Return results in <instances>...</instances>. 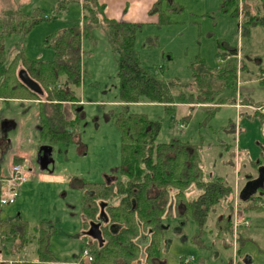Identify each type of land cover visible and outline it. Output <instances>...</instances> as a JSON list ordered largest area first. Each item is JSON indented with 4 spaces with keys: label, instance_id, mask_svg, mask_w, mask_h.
Here are the masks:
<instances>
[{
    "label": "rangeland",
    "instance_id": "rangeland-1",
    "mask_svg": "<svg viewBox=\"0 0 264 264\" xmlns=\"http://www.w3.org/2000/svg\"><path fill=\"white\" fill-rule=\"evenodd\" d=\"M80 3L79 0H0V10L18 8L29 14L33 9H43L46 18L35 24L25 35L5 37V64L19 51L35 60L52 59L53 51L45 47L44 41L48 35L60 29L81 23L83 10ZM242 3V0H163L162 9L170 22L161 27L158 24L154 27L142 26L135 36V48L149 69H158L159 74L166 80L180 78L186 86L192 79L189 64L195 58L201 57L210 68L217 69L226 64L218 56L219 50L225 52L230 48L238 49L240 63H244L246 68L242 72V67L238 66L240 72L239 76L237 73L236 88L232 89L230 86L224 89L223 98L226 99L223 101L228 100L225 106L220 104L219 108L210 109L207 104V108L195 107L191 110L176 103L175 107L178 108L174 118L165 115L161 105L151 102L131 105L133 112L164 119V131L170 128L174 132L173 137L179 136L182 140L201 144L198 154L203 177L207 178L208 173L221 176L231 188L226 200L219 201L217 211L222 213L221 217H225L230 203L233 210L232 205L238 202L234 183L237 181L236 171L239 169L241 187L245 184V175L253 173L248 165L249 161L259 157L261 152L264 154V123L259 116L253 115V111L259 112L253 109L256 105H250L248 111H239V107L235 108L234 105L235 101L241 102L245 98L264 103V27L252 26L248 36L241 34V21L244 16ZM245 9L251 14L263 13L259 0H249ZM220 41L223 43L222 47H219ZM163 51H166L164 58ZM116 58L117 55L108 41L107 26L100 19L91 28L89 35L82 37L81 56V73L84 76L81 87L95 79L99 88L87 84L82 97L85 101L83 127L71 145L54 147L50 154L52 160L46 167H41L37 161L42 146L37 128V104L30 102L23 107V104L4 102L0 107V117L13 119L17 124L16 128L9 131L0 128L2 175L7 176L11 171L14 155L25 159L22 166L26 172L27 184L20 200H17L19 203L16 205L18 207L15 214L20 212V217L30 226L42 219L57 221L58 231L52 237L51 244L54 255L60 262L72 264L81 251L82 240L79 237L84 235V229L79 221L81 194L77 180L84 178L87 181H104L103 176H111L113 169L118 166L116 156L119 154V131L112 122L104 121V114L107 113L108 117L110 113L117 112L120 104L100 108L88 103L115 102L118 94ZM94 74L96 76L92 78ZM105 85H109V89H105ZM260 110L264 111L263 108ZM95 117L99 119L94 122ZM181 122L188 123L184 131L185 137H182L183 130L179 129ZM238 126L241 132L238 131ZM165 134L162 132L163 139L159 136V140H166V135H169ZM226 136L230 137L233 166L223 164V147L229 145V140H226L228 143L225 145L219 143V140L226 139ZM207 146H212L210 152ZM219 169L224 172L221 173ZM72 177L75 179L72 180ZM200 192L192 187L186 190V195L188 198H195ZM226 201L230 203L226 204ZM247 214L246 218L250 223L248 227L241 226L244 225L242 216H235L236 221L231 224V238L227 234L217 233L214 228L217 217L215 214L209 215L206 227L209 247L206 249L196 248V245L189 242L193 224L188 221L189 226L185 232L187 242H179L172 237L173 241L164 250L167 264H179V258L183 255H194L196 262L197 258H201L207 264H224L229 259L232 264H239L235 240L237 235L246 239L240 249L241 258H249L251 264H264V223L258 221L259 217L264 220V210H252V213ZM164 218L167 220L170 216ZM220 221L219 225L225 226ZM229 239L233 243L232 247L224 244ZM192 262L196 263L194 259Z\"/></svg>",
    "mask_w": 264,
    "mask_h": 264
},
{
    "label": "trees",
    "instance_id": "trees-1",
    "mask_svg": "<svg viewBox=\"0 0 264 264\" xmlns=\"http://www.w3.org/2000/svg\"><path fill=\"white\" fill-rule=\"evenodd\" d=\"M82 5V20L79 24L69 25L47 36L44 41L45 47L51 48L53 58L50 60H35L28 58L23 51L17 52L14 57L5 64L6 54L4 50V39L11 35H25L35 24L44 17L43 9H33L31 13L26 14L20 9L0 10V98L19 99V100H39L38 102V126L39 139L41 142L52 143L71 142L73 134L79 128L77 120L78 113L66 112V103L68 101L78 100L77 91L81 86L82 71V37L89 35L91 28L101 19L108 29V41L115 51L117 58V77L118 94L115 101L119 102V110L110 113L108 118L123 135H134L138 137L139 142H143L139 149H148L147 137L154 139L163 128L164 119L159 117H150L144 113L131 111V105L139 102H151L164 107L165 115L176 117V103H186L189 109L195 107H208L210 109L219 108L223 101V91L226 88H236L237 65L235 58L238 55V49L230 48L225 52L219 50L218 56L225 60L230 57V61L225 65L215 69L210 68L206 61L201 58H195L190 64L191 82L186 86L182 84L180 78L166 80L159 74L158 69H149L139 57L135 48V36L140 30L141 23H129L108 19L103 15L104 5L100 0H79ZM249 0H242L241 34L248 36L250 27H264V0H259L263 13L251 14L245 9V4ZM244 4V7H243ZM159 11L158 25L169 23L160 2H155L149 12L151 14ZM225 11V10H224ZM220 46H223L220 41ZM24 68L28 75L38 82L43 88V94H37L30 91L17 77V70ZM162 67H160V71ZM61 82L62 87L49 90L48 85ZM191 85V86H190ZM58 101L60 103H57ZM245 104L258 107L262 104L253 102L250 98L243 99ZM68 106V105H67ZM254 116H259L263 121L264 114L253 111ZM261 115V116H260ZM169 148L170 168L167 164H162L159 169L153 173H145L146 177L154 180L157 186L165 187L170 185L173 189H178L179 196H182L186 206L187 214L192 218L194 231L191 236V244L196 248L206 249L209 244L206 241L208 231L206 229L209 220V211L211 206L221 200H226L231 188L221 178H214L213 181L202 180L203 173L201 160L198 154L201 144H193L188 140H174ZM126 142L123 144V150L129 148ZM162 149V148H160ZM231 156V153H229ZM21 157L14 156V163H21ZM185 160V164H184ZM123 172H127L125 169ZM128 187L123 183L109 184L106 187L98 184H91L85 181L86 185H91L96 189L94 197L84 196L82 198L81 212L84 221L95 219L98 212L97 197L106 194L113 196L116 193L130 194L132 183L128 181ZM202 190V193L195 198H188L186 190L192 186ZM147 184H144L146 187ZM103 188L106 192H99ZM145 190V188H144ZM146 195L140 194L137 198V208L140 207V218L145 224H152V220L157 213L152 207L153 203L146 200ZM97 198V199H96ZM258 198L256 201L253 199ZM230 203V202H228ZM130 203L126 201L120 207L119 216L112 217V220H119L125 223L130 219V228H124L118 234H114L109 228H102L103 243L99 245L93 240L91 248L88 247L92 259L82 260L81 264H152L150 262L154 256L157 237H154L153 243L147 246L146 257L142 258L140 247L136 243L138 232L132 220V211ZM232 210L231 203L229 207ZM242 217L252 210H264V195H253L249 201L242 202L240 205ZM6 211L0 208V245L5 255L16 257L21 255L23 247L33 246L35 255L39 261H55L51 249L52 237L58 231L57 221L40 220L39 223L30 226L26 220L17 215L6 214ZM128 216H126V214ZM114 216V215H113ZM149 219V220H148ZM218 228L221 234H227L231 238L232 228L231 220L222 217ZM156 223V227H157ZM229 227V229H228ZM226 228V229H225ZM156 229V228H155ZM237 235V234H236ZM225 241V245L232 247L233 243ZM238 263L243 264L244 258H241V246L245 243V238L241 235L236 237ZM9 245V248L7 247ZM145 250V251H146ZM159 255L158 252L155 253ZM230 260V259H229ZM224 264H232L228 261Z\"/></svg>",
    "mask_w": 264,
    "mask_h": 264
},
{
    "label": "flooded vegetation",
    "instance_id": "flooded-vegetation-1",
    "mask_svg": "<svg viewBox=\"0 0 264 264\" xmlns=\"http://www.w3.org/2000/svg\"><path fill=\"white\" fill-rule=\"evenodd\" d=\"M81 81H82V75H81ZM61 87H62L61 82L48 85L49 90L58 89ZM83 94H84V91L82 87L80 86L76 94L78 97V100L68 101L66 103L68 106L65 105L68 116H69V111L71 110L73 111V113H78L77 120L79 121L78 123L79 128H77V131L73 134L71 142H68V143L41 142V145L51 146V153L54 147L71 145L74 142L76 136L81 131L83 124H84L83 123V120H84L83 105L85 101L82 98ZM36 101L39 102V100H36ZM55 102L60 103L58 101H55ZM103 102L104 101H100V102L93 101V102H88V103L95 104L96 106H99L100 108H103V107L106 108L108 104L103 103ZM115 104H119V102H116ZM115 104H112V105L115 106ZM260 108H263L264 110V103H262V105L258 107H253L254 110H259V114H264V111H261ZM104 116L106 118L104 120L105 122H108V121L111 122L110 118L107 117V113L104 114ZM98 119L99 118L95 117L94 122L96 120L98 121ZM263 123H264V119H263ZM112 125L114 124L112 123ZM37 128L39 131L38 124H37ZM159 136L162 138L160 133L154 139L151 138L152 136L147 137L148 138L146 139L147 147H150V148L139 149V147L144 143L143 142L140 143L137 136L123 135L119 133V139H120L119 154L117 156L115 155L116 163H118V166L113 169V174L111 176H107V174H105L103 176L105 178L104 181L100 180V181H88V182H91V184L102 185L104 187H106L109 184L123 183L126 187H128L127 186L129 183L128 181L130 180L132 182L130 184L131 193L130 194L116 193L113 196H108L106 194H103L97 197L98 199L97 198L96 199H97V204H98V212H97L96 218L87 221V223L84 221V218L81 212L82 198L84 196H89L91 198L94 197L96 195V189L93 188L91 185H86L85 181L87 180L84 178L83 179L80 178L77 180L78 188L80 189V194H81L80 202H79V206H80V220L79 221H80L82 229H84L83 231L84 235L81 238L79 237V239H81L83 242L84 241L87 242L86 244H88L87 246L89 248H91L92 245H94L93 240L96 241L99 245H102L103 243V238H102V241L100 242L90 237L87 234V231H89L91 224L92 226L95 224H98V228L100 229V231H102V228L107 227L114 234H118L124 228H130V219H128V221H126L125 223H122L119 220H114V221L112 220V217L114 218L115 216L117 217L119 216L121 212L120 207L126 201L130 203L129 210L132 211V214H131V216L133 217L132 220L138 232V236L135 241L137 245L140 247L142 258H143V255H144V258L146 257L145 254L147 253V250H146L147 246H150L153 243L154 237H157L158 239V242L156 245L157 251H155V253L158 252L159 255L156 256L154 253V256H152L150 260L152 264H167V259L165 257L164 250H166L167 244L170 241H173L172 237L177 238L179 242H187V235H185V232L188 226V221H190L192 224L193 222L191 220L192 218L186 212V206H185L184 199L182 198V196L178 195L179 190L177 188L173 189L170 185L165 186V187L157 186L154 180L144 175L145 173H153V171L156 169H159L162 166V164H167V169L170 168L171 162L169 158H170V154L172 151L166 148H169L172 144L174 145V142H175L174 140L175 139L180 140V138L171 137V138H167L166 140L161 141L159 140ZM126 142H130V144H128L129 148L127 150H123L122 148L123 144ZM229 162L232 164L231 166H233L232 158ZM184 164H185V160H184ZM248 165L253 170V173L245 175V179H246L245 183L250 179H254L258 177L259 167L264 166L263 152L260 153L259 157L251 159ZM123 169H125L127 172H123L122 171ZM236 173H238L236 177L237 181H235L234 183H235V187L237 188L236 194H237L238 202L235 205L234 204L232 205L233 210L231 212H230V209H228L227 210L228 212L225 213V217H227V220H231L232 222L236 221L235 216H238V217L242 216L241 209H240V205L242 202L249 201L253 195L255 196L264 195V183H263V186L258 188L257 191L248 198V200L241 201L239 198V193H240L241 188L244 186V184L240 187L239 169L236 171ZM208 175L212 179L209 181H213L214 178L216 179L219 177V176H213L212 173L211 174L208 173ZM74 179L75 178L72 177V180ZM144 184H147V186L144 187ZM192 187L197 188L194 185ZM97 191H99L100 193L106 192V190L103 188H100ZM201 193H202V190L198 195H200ZM140 194L146 195L145 197L146 200L151 201L153 203L152 207L155 209L157 215L155 218H151V217L149 218L152 220V224L146 225L145 224L146 222L142 221V219L140 218L141 215H142V218L144 217L143 213L142 212L140 213L141 208L140 207L137 208V201H138L137 198L139 197ZM256 200H258V198L253 199L252 201L254 202ZM227 203L228 201H226V204ZM238 204H239V207H238ZM218 206H220L219 202L214 203L211 206V209L209 211V215L215 214L217 217L216 221L214 222V227H216L215 229L217 230V233H218L219 221L222 218L221 217L222 213L219 214L217 211V209L219 208ZM249 213H252V211ZM126 216L128 215L126 214ZM165 216H170V218L165 220L164 218ZM242 220H243L242 223L244 225H241V226L248 227L250 225L248 220L246 219H242ZM156 223L158 225L157 227H156ZM193 227L191 226L192 234L194 231L192 229ZM192 234L189 235L190 236L189 242H190ZM101 237H102V232H101ZM88 247H85V245L83 244L80 245L81 250L83 248H86L88 250L89 249ZM80 252L77 255V259H78L77 261L80 262L79 264H81L82 260H84V259H80ZM189 256H191L192 259H194L193 255H189ZM186 257L188 256H185V255L180 256L179 264H185ZM246 258L247 257L244 258V261L246 260ZM91 259H92V256L90 254L89 260ZM89 260L87 259V261ZM194 264H197V263H194Z\"/></svg>",
    "mask_w": 264,
    "mask_h": 264
},
{
    "label": "crops",
    "instance_id": "crops-1",
    "mask_svg": "<svg viewBox=\"0 0 264 264\" xmlns=\"http://www.w3.org/2000/svg\"><path fill=\"white\" fill-rule=\"evenodd\" d=\"M155 2H160V7H161V4H162V7H163V0H100V3L102 5H104L103 15L106 18H108V19H115V20H118V21L129 22V23H141L143 27H150V26L154 27V26H157V23H158V20H159V11H157V12H155L153 14H151L149 12V10L151 9V7L153 6V4ZM142 26H141V28H142ZM159 27H161V26H159ZM162 29H160V30H162ZM165 52L166 51H163L162 52L163 58L165 57L164 56V53ZM139 57H140V55H139ZM168 59H171V57L168 58ZM233 59L236 60V64H237V71H236V78H237V73H238V76H239V72H240V71H238V66H240V68L242 67V72H243V69H245L246 67H245L244 63H242V64L240 63L241 61H240V56L239 55H236L235 58H233ZM140 60L142 61L141 58H140ZM223 61L225 63L228 62V61H230V57H227ZM142 62L144 63V61H142ZM144 64H146V63H144ZM94 76H96V75L94 74L92 76V78H94ZM82 77H84V76H82ZM95 81L96 80L94 79L93 81H91L89 83L87 82V84L89 86L99 88V85H97L95 83ZM81 84H82V81H81ZM87 84L86 85H83V87H82L84 93L86 91ZM109 87H110L109 85H105L104 86L105 89H109ZM239 100H240V98H239ZM225 101L226 102L222 103L221 106H225L228 103V100H225ZM4 102H6V103L10 102V103H15V104H23V105H21L23 107L31 102L33 105L34 104H37V107H38V102L36 100H26V99L19 100V99H4V98H0V107H1L2 103H4ZM115 103H116V101L115 102H107L108 105H112V104H115ZM234 103H235L234 104L235 105V108L239 107V111L241 109H243V111H248L247 108L248 107H251L250 105L245 104L244 101H241V102H236L235 101ZM153 104H155V103H153ZM184 105L186 106V103H182L180 106H184ZM2 120L4 122L7 121V124H6L7 125L6 126L7 129L5 131H9V130H11L13 128H16V125L17 124H16L15 120L9 119L7 117L4 118V119H2ZM187 124L181 122V125H180L181 127H179V129H182L183 130L182 137H185L184 131L186 130L185 127H187ZM0 128H1V120H0ZM233 130L234 131L236 130V128L234 126H233ZM238 131L241 132L240 126H238ZM162 132L164 134L166 133V134H168L170 136L169 137V136H167L165 134L166 137H168V138H171L172 137L173 138L172 135H174V132L173 131H170V128L167 131H164V127H163L161 129V131H160V135H161ZM186 133H187V131H186ZM176 138H180L181 139V137H179V136H176ZM226 140H229V145H225V143H228ZM219 141H220L219 143H224L223 145H225V147H223L224 153H225V156H224V159L225 160L223 161V164H227V165L231 166L232 164L229 162L231 160V156H229V153H231L230 137H227L226 136V139L225 138L224 139H220ZM211 147L212 146H207L209 152L211 151ZM14 156H18V155H14ZM13 157H12V163H13ZM19 157L23 158L22 156H19ZM24 160H25L24 158L21 160V164L22 165H23V161ZM219 171L221 173L224 172L223 170H220V169H219ZM10 173H11V171L9 172V174L7 176H4V175H2V173L0 171V186L3 185L4 179L7 178V177H9ZM219 177H221V176H219ZM201 179L202 180H207V181L208 180H212L209 175H207V178H204L203 177V173L201 174ZM26 184L27 183L24 182L21 185H19V186L16 187V197H15V201L13 203H11L9 205H0V208L2 210L6 211L5 212L6 214L9 215L10 212H11L12 215H17V216L20 217V214H19L20 212L17 213V214H15V210L18 207L16 205L19 203V202H17V200L18 201L20 200L21 194L23 192V188H24V186ZM17 190H18V193H17ZM247 215L243 216V219L248 220L246 218ZM52 221H55V220H52ZM258 221H259V223H264V220H262L261 217H259V220ZM260 225H262V224H260ZM214 228H216V227H214ZM218 228H220V225L218 226ZM192 229L194 230V227ZM8 246L9 245L7 244V247L6 248H9ZM34 249L35 248L33 246H29V248L28 247H23L22 248V251H20L21 255L16 256V257H11L9 255H5L4 254V252L2 251V246L0 245V264H69V263H71V262H68L67 263L66 261H62V262L57 261L55 255H54V251H53V248H52V244H51V249H52V253H53L54 257H55V261H45V262H43V261L37 260V257L35 255V250ZM77 260L78 259L76 257L72 264H76V261ZM194 260L196 262V258L195 257H194ZM246 261L248 263H246ZM249 261H250V259L246 258L244 264H251V262L249 263ZM196 263L197 264H207L206 261L204 259H201V258H197V262Z\"/></svg>",
    "mask_w": 264,
    "mask_h": 264
},
{
    "label": "water",
    "instance_id": "water-1",
    "mask_svg": "<svg viewBox=\"0 0 264 264\" xmlns=\"http://www.w3.org/2000/svg\"><path fill=\"white\" fill-rule=\"evenodd\" d=\"M17 77L18 79L32 92L37 93V94H42L43 93V89L40 86V84L38 82H36L35 80H33L27 73V71L24 68H20L17 72ZM7 121H2L1 122V128L5 131ZM51 146L49 145H42L39 149L38 152V157H37V161L39 162V164L41 165V167H46L47 164L49 162H51ZM259 175L258 177L254 178V179H250L248 180L244 186L241 188L240 193H239V198L241 201H246L248 200V198L253 195L258 188L263 186L264 183V166L259 167ZM87 234L98 240V241H102V237H101V231L98 228V224H95L92 226H90L89 231H87ZM246 263H248L246 261ZM250 263V261H249Z\"/></svg>",
    "mask_w": 264,
    "mask_h": 264
},
{
    "label": "built area",
    "instance_id": "built-area-1",
    "mask_svg": "<svg viewBox=\"0 0 264 264\" xmlns=\"http://www.w3.org/2000/svg\"><path fill=\"white\" fill-rule=\"evenodd\" d=\"M26 181V172L22 164L14 163L11 167L9 177L4 179L3 185L0 186V205H9L15 201L16 187ZM80 259L89 260L90 254L86 248L80 253ZM191 256L185 258V264H194ZM80 262L77 261L76 264Z\"/></svg>",
    "mask_w": 264,
    "mask_h": 264
}]
</instances>
